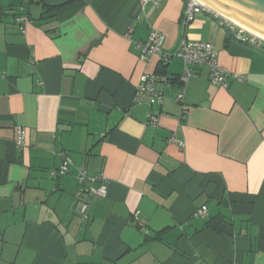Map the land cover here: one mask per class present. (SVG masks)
<instances>
[{
	"label": "crops",
	"instance_id": "crops-1",
	"mask_svg": "<svg viewBox=\"0 0 264 264\" xmlns=\"http://www.w3.org/2000/svg\"><path fill=\"white\" fill-rule=\"evenodd\" d=\"M184 10L185 0H0V264H264V49L214 14L186 25ZM153 31L161 53L141 58L136 44ZM183 41L213 44L242 81L222 89L190 66L180 106ZM145 74L170 78L156 85L161 106L133 102ZM61 154L71 172L52 178ZM79 167L107 184L84 218Z\"/></svg>",
	"mask_w": 264,
	"mask_h": 264
},
{
	"label": "built area",
	"instance_id": "built-area-1",
	"mask_svg": "<svg viewBox=\"0 0 264 264\" xmlns=\"http://www.w3.org/2000/svg\"><path fill=\"white\" fill-rule=\"evenodd\" d=\"M150 0H141L143 4L148 3ZM27 4L28 0H24ZM201 13H209L204 7H202L195 0H185V10L183 15L184 24L188 25L194 21L196 15ZM218 19V25L224 28L231 37L238 41L239 43L251 47L263 48L264 41L258 39L245 32L244 30L238 28L231 22L227 21L214 14ZM15 22L19 25V30L22 34L25 33V26L29 23V19L26 15L20 14L15 18ZM132 30H127L125 36L130 38ZM163 42V37L157 32H151L149 38L145 42H139L136 44V48L141 51V58H146L149 55H155L161 53V46ZM175 57L180 58L183 61L184 69L183 73L178 77V82L180 87L176 94V102L182 106L185 84L188 80L193 77L192 70L190 66H206L209 70V81L211 84L216 85L222 89H227L228 80H236L241 82L242 78L232 74L225 70L218 63L217 51L215 50L213 44L208 42L200 41H183L179 45L177 51L174 53ZM164 61L168 62L169 57L163 55ZM170 78L167 76H158L155 74H145L140 78L139 85L135 89L133 102L136 104H147L148 106H161L163 102V94L159 92L156 88L157 84L168 85ZM182 113H185L182 110ZM159 113H151L148 116V125L156 127L158 125ZM26 131L22 127L16 128L15 144L18 148H23L25 145ZM169 142H176L175 136H171L168 139ZM180 147L183 143L178 142ZM61 166L55 172H51L50 176L52 178L66 177L71 172V160L67 154H61ZM76 181L79 186L78 198H77V213L79 216L84 218L88 209V201L93 197L105 198L107 193L106 181L100 175H90L84 167H79L77 169ZM95 184H98L95 186ZM207 212L205 206L198 209L194 216L196 218H203ZM136 220L139 229H143L144 225L138 218Z\"/></svg>",
	"mask_w": 264,
	"mask_h": 264
},
{
	"label": "water",
	"instance_id": "water-1",
	"mask_svg": "<svg viewBox=\"0 0 264 264\" xmlns=\"http://www.w3.org/2000/svg\"><path fill=\"white\" fill-rule=\"evenodd\" d=\"M202 7L264 41V0H195Z\"/></svg>",
	"mask_w": 264,
	"mask_h": 264
},
{
	"label": "trees",
	"instance_id": "trees-1",
	"mask_svg": "<svg viewBox=\"0 0 264 264\" xmlns=\"http://www.w3.org/2000/svg\"><path fill=\"white\" fill-rule=\"evenodd\" d=\"M29 3V0H28V2H27V4Z\"/></svg>",
	"mask_w": 264,
	"mask_h": 264
}]
</instances>
